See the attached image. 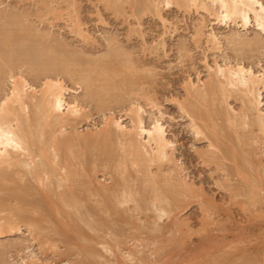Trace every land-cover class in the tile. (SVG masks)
Instances as JSON below:
<instances>
[{
	"label": "rangeland",
	"instance_id": "1",
	"mask_svg": "<svg viewBox=\"0 0 264 264\" xmlns=\"http://www.w3.org/2000/svg\"><path fill=\"white\" fill-rule=\"evenodd\" d=\"M107 1L108 0H0V28L3 29H0V36L4 31L5 33H3L1 37L3 39L6 38L7 31H9L10 26H12L10 24L12 17L13 19L15 17L16 21H12L18 24L12 26L11 29L17 31L21 24V27L23 26L26 28L24 31L28 29V32H26L28 35L25 33V35H22V39L19 36L23 31L19 32L20 34L17 40L19 38L24 40L25 44L23 43V47L18 44L16 39L11 40L17 43L18 49L20 47L19 52H27V57L30 56V58L25 57L28 60L26 65H22L24 62L22 59H19L20 57L17 59L15 57L16 55L11 56L13 67L11 66L10 69L12 71L14 70V72H12V79H9V68L6 67L7 71L6 68L1 70L0 102L4 101L5 98H9L12 80L19 79L23 76L22 78L25 79L30 86L29 93L38 96L44 84L49 82L47 78L50 77V79H52L53 74L57 77L58 73V79L61 80L62 84L68 89L66 100L72 102L75 98H78L81 107V112L76 117L70 116L66 111L61 113L67 119L64 125L55 124L49 126L51 129L47 128L48 126L44 127L45 136L43 135V138H45L44 140L48 143V146L45 147V149H47L45 152L48 151L49 154L47 152L46 156L43 157L44 159H41V162L44 160L46 163H52V154L56 153L55 155L58 156V160L56 159L55 163L51 166L53 170H47V176L51 178L48 180L50 185L46 184L47 181H37V183H35L36 180L33 175L26 173L25 170H17L16 172H18L17 174L21 179L20 177L16 178L18 185L16 182L10 185L15 187V185L19 186L20 183V186L24 184L23 187H31V191H29L28 194L31 198L26 196L28 197L26 199L31 200H29V202L26 200V202L30 204V201H33L31 204L33 207L27 204L28 207L22 206V208H28L27 210H29L30 208L36 207L34 210L32 209L34 218H41L42 216L44 218L49 215L42 214L45 213L42 209L44 207L52 212L49 218H53V216L56 215L55 211L60 212V215H62L60 216L58 214L56 217L54 216L55 219L53 220L59 221L58 224L60 225V229H64L65 227L68 232L66 233V231L61 230L59 231L61 235H59L56 233V230H51V226L47 223L43 224L44 227L48 225L45 229L41 227L43 228L42 235L39 231V233L33 231L32 228V230H30V228H26V226H21L20 231H16L15 229L10 230L3 228V220H0V264H80V262L81 264H264V123L262 126L258 125V122L255 123L257 121L255 119V112H253V114L252 112H243L246 110L244 96L237 91V88H227L224 85V87L221 86V84H224L221 82L223 79L215 75L217 66H223L225 64H228V66H235L237 63L245 68H251L255 73L264 71V32L259 31V28H257L253 20H251V23L246 27H242L237 17H235L232 22H219V20H216L218 14L217 6L209 7L205 0H197L196 4H192L189 0H186L185 5H182L183 3L181 2L183 0H180V6L177 2L175 3L178 5L173 3L169 6H163L162 4H158V0L157 4L152 0H146V3L152 2V5L148 4V6L146 4V6L145 2L141 0V4L144 3L142 4L143 6L140 5L141 7L139 6L140 3H136L135 0H125L128 1L127 3H125L124 0H122L124 2L121 0H116V2L115 0H109L108 3ZM260 1L264 4V0ZM112 2L115 3H113V6ZM116 3L118 5H116ZM135 3L136 5H134ZM135 6H138L141 12L140 9ZM16 16L20 17L22 22L16 19ZM4 28L7 30L5 31ZM236 32L237 34L234 35ZM232 34L234 35V39L241 38V40H244L246 38L244 41L249 43L240 45L238 41H232V38H228L230 36L233 37ZM212 35L216 37V40L213 39ZM26 36L28 39L25 40V38H27ZM1 37L0 47L4 44V46H2L4 48L1 47L0 53L5 56L8 53V47L5 46V43L7 45L8 42L4 41L8 39L6 38V40L4 39L2 42ZM22 40L19 41L21 42ZM29 40H33V42ZM38 40L41 43H36ZM27 41L30 43L28 44ZM34 42L35 45L31 44ZM53 42L57 44L54 45L52 44ZM48 44H52V46ZM231 44L233 45L231 46ZM39 45L43 47H39ZM59 45H61V47ZM57 46H59L58 48L60 49L56 48ZM61 48L64 49H62L63 52ZM23 49L24 51H22ZM48 49L53 51H49ZM108 49L110 52H107ZM65 52H67V55ZM43 54L45 56L48 54L50 60L48 61V57L46 58ZM64 54L66 56H64ZM39 56L42 58L43 64L45 61L49 63L44 64L46 67L40 63L41 59L38 58ZM15 58L17 62H15ZM51 58H63L66 65L58 66L59 68L56 69L55 67L57 66H55V64H57V61H54V59L51 60ZM78 59L81 61H100L102 62H99L101 64L100 67L102 66L101 68L103 71L100 67H97L100 73L96 74L98 71L95 73L93 70L95 74H89L90 70L88 72L84 65H81L82 67L80 66V68L74 67L73 64ZM36 62H39L41 66L43 65L44 68H46L43 69V66L42 68L40 67L39 69H42V72L43 70L46 72L48 69V74L46 72V76L42 74L41 70V74L39 73L40 75L32 71L31 67L34 64L36 67L38 65ZM70 62L72 63L70 64ZM112 62H114V64ZM1 63L2 62H0V64ZM14 64H16L15 67ZM27 66L26 72L24 70ZM49 66L51 68L50 71ZM103 66H108L109 70H114L115 73L117 72L119 75H115L113 71V74L109 73V71L106 70L107 67L104 68ZM24 67L25 69H23ZM67 67L78 69L76 75L69 77L67 74L68 71L66 70ZM1 68H4V66L2 65ZM52 70H54L55 73ZM35 74H37L38 77L35 76ZM86 74L90 75V77L91 75L92 77L95 76L97 79L98 77H104L98 79V81L96 79V82H98L96 83L97 85L109 84L112 79L114 82L122 80L121 83L119 82L118 84H121L124 88L121 86L122 88L119 91L124 89V91H122L124 93L121 92L118 96L119 98L115 100L117 101L119 99L120 103L119 101H113L114 98L112 97L109 98L110 100L108 99L103 106H98L97 101L95 102L94 99L93 101L92 99L90 100L87 96L86 85L84 84V77L88 76ZM121 75H123V77ZM40 76H44L45 78H39ZM107 76L108 78H105ZM120 77H122V79ZM101 79H107V83H104V80L101 82ZM212 80L214 81L212 82ZM211 82L214 85L209 84ZM129 83L131 85H129ZM207 84H209L210 87L212 86V92H210L209 90L211 89L208 85L209 90H207V96H214H210L212 97L211 99L208 98L210 105L208 102H204L195 95L196 93L202 92L201 90L204 91V89L207 88ZM83 88H85V90ZM255 95L256 97L258 95V112L264 121V89L257 88ZM85 96L87 98H84ZM196 99L199 102H197ZM188 101L192 102V106ZM6 102L10 108H16L15 104L7 100ZM106 105L109 106L105 108ZM32 108L25 109L23 112L18 111L16 115L20 120H24L25 116L29 117V122H33L31 123L30 130L32 132L34 129L37 130V132L34 131L35 134H33L35 139H37L40 129L39 126L37 127L34 123V111H32ZM188 108L193 110L190 112ZM196 110L200 112V116L203 115L201 118H204V120L199 118L200 116L197 117L194 115L193 111ZM136 111H139V115L146 128H150L155 119L160 120L165 131V138L170 142V147L167 149V161L159 164L155 161L151 162L146 155H141V158L146 157L148 160L146 158L147 162L140 160L144 165L141 167L140 163L139 167L133 162V160H137L138 157L136 155H129L132 151H130V145L125 141L128 138H124L123 141V137L119 135L120 133L118 134L117 129L113 130L115 132H111L114 137L112 134H109L113 126V121H119L127 130L131 128L130 131H134L135 133V125L131 124V120H134L133 116L135 118L134 113ZM225 114L229 116L226 117ZM193 115L196 116V118H193ZM213 115H215V117ZM13 118L14 116L9 117V119ZM49 121L51 122L52 120L49 119ZM205 121H207L209 125H206ZM225 122L227 128L225 124L223 125ZM40 124L42 123L40 122ZM195 124L197 128H199L200 125L198 134H196L193 127ZM109 125H112L111 128H108L110 127ZM201 128L203 129L201 130ZM108 129L109 133L106 131L105 134H109L113 139L112 137L109 138L110 136L107 137V134H103L104 131ZM215 129L218 130L216 131ZM100 131L101 134L99 133L100 136H98V132ZM201 131L202 134H200ZM242 132L243 136L240 137ZM51 133H53L54 136ZM234 133L236 135H234ZM60 135L66 136L63 138L64 136ZM67 135L70 136L68 137ZM104 135L106 137L105 141L103 140ZM117 135L121 136L120 138L122 140L117 139ZM97 136L99 138H96ZM56 137H58V140H55L57 139ZM82 137L87 142H84L85 140ZM242 137L243 139H241ZM61 138L62 140H66L67 138L70 144H68V148L66 147L67 149H60V151L65 149L61 152L62 154L64 153V156L61 155L58 149L55 152L51 151L52 148L49 150L50 144H52V142L60 144V142H62ZM138 139H136L137 142H147L145 136H142V138L138 137ZM233 142H235V144ZM86 143H89V146ZM233 144L237 148L234 147ZM244 144L247 146L245 145L243 147ZM77 145H79V147ZM75 146H77V148ZM86 147L88 152H85ZM246 147L248 150H246ZM110 148L111 150H109ZM113 148H115V150ZM243 148H245L249 154H247ZM141 150L140 152H142ZM224 150L227 152L225 153ZM78 151H80L79 157L76 155ZM230 152L231 156H229ZM243 152H245V154ZM84 153L86 155H84ZM88 153H90V155H88ZM246 154L247 156H245ZM102 155H105L104 159H101L103 158ZM84 156H86V158ZM110 156H113L114 159ZM64 158H68L71 161L68 159L65 160ZM73 158L76 160H73ZM141 158L139 157L138 159ZM115 159L117 160L115 161ZM61 160L63 162L65 161V166ZM110 160H114V162ZM57 161L59 162L57 163ZM61 162L62 164L60 165ZM72 162L76 165L74 166ZM243 162L246 164L245 167ZM247 163H250V165ZM93 164L95 165L93 166ZM234 164L236 165L235 167ZM62 165L66 169L67 167L70 169L62 170ZM116 165H120V167L123 165L121 167L123 170H121L119 166V168H116ZM229 165H232V169L228 168ZM249 166L251 168H249ZM87 167H91V169ZM73 169L77 170V172H73ZM241 169L243 170L241 171ZM232 170H234V172H232ZM236 170L241 175L237 172L235 173ZM244 171L246 172L244 173ZM144 172L147 173L144 175ZM23 174L24 176H21ZM30 175L32 177H30ZM73 176L76 180L73 179ZM150 176H152V178ZM259 176H263L262 179ZM65 178L67 179L66 181H64ZM83 178L84 180H81ZM148 178L149 180H147ZM245 180L247 181L245 182ZM252 180L254 184L252 183L250 185ZM82 181H84V183H81ZM117 181L119 182L116 183ZM27 182L32 183L27 184ZM70 182L74 183L70 184ZM84 184H86L85 186L88 188L82 186ZM148 184L149 187L147 186ZM164 184L167 188L164 187ZM41 186L45 190H43ZM238 186L241 189L243 188V191L239 190L240 188ZM60 187L62 188L60 189ZM80 187L81 189L83 188L85 192L80 190ZM103 187H105V189ZM142 187L143 189H141ZM161 187L163 189H161ZM170 187L173 188L172 192L176 193L177 200L175 199L176 202L174 201V203L167 200V203H162V193L165 190H169L168 188ZM69 188H73L74 191ZM64 189H66V191H64ZM249 189L252 190L251 192L255 195L251 193ZM33 190L42 191L41 193H44V195L52 191L53 193H50L54 196H50V193L43 196L40 193L42 197L38 195L39 191L36 193L35 191L33 192ZM146 190L148 192H146ZM236 191L238 192L236 193ZM88 192H92V196L91 194L89 196ZM146 193L152 195L150 196L147 194V196ZM164 193H167V191ZM241 193L243 195L242 197L240 196ZM35 194L39 197L41 196L42 199L40 197L38 200L39 197L37 198ZM86 194L89 197L86 196ZM235 194H237V196ZM78 195H80V197L82 196V202V198ZM112 195H115L117 198L115 196L113 198ZM154 195L158 196V198L154 197ZM85 197H87V201ZM154 198H157V200L153 201ZM242 198H244V200ZM62 199L69 200L68 203L70 208L65 205L66 202ZM142 199L144 204L140 205L143 203L141 201ZM46 201L47 205L44 204ZM61 201L65 203L62 202L61 204ZM121 201L122 204H120ZM8 202L9 203L6 205L7 207H4L5 211H0V218L6 217L14 219L15 210H13V207H15V203L13 199L12 201L8 200ZM78 202L80 205L77 204L75 206ZM104 202L107 204H103ZM168 202L172 204H168ZM48 204H51L53 208ZM63 204L65 206H62ZM78 205L79 207H77ZM93 205H96V207ZM136 206L139 208H136ZM161 206L166 210L164 213H162V211H164L163 209L161 212L155 211L154 208H160ZM37 207L41 210L37 209ZM98 207L100 209H98ZM113 207L114 209H112ZM78 210L86 211V213L82 212L83 216H81V211ZM35 211L37 212L35 213ZM40 211H42L41 217ZM72 212L74 213L72 214ZM29 214L31 215V212ZM107 214H109V216ZM70 215L72 216L70 217ZM84 216H86V218H84ZM64 218L67 219L65 220ZM71 219H75L73 225L70 223ZM91 221L95 223L92 222V225L89 224ZM97 222L100 223L101 227ZM70 225L73 227L72 229H70ZM97 225L99 228H96L98 227ZM82 228L85 232L81 230ZM86 228L89 229L86 230ZM94 228L99 229V231H95ZM101 228H103L105 232H103ZM90 229H93V232ZM49 230H51V232ZM79 230L81 231L79 232ZM72 231L74 234H71ZM63 232L66 234L70 232L69 234L71 235L68 234V236H64L65 233ZM81 233L85 235L83 234V236H80ZM39 235L41 238L37 237ZM46 236L48 237L47 240L45 239ZM52 238H54V240H51ZM88 239L91 240L89 241ZM68 242L72 245H67L69 244ZM87 243L88 245L86 247ZM73 248H75V250ZM86 252L89 253L88 259H85L88 254ZM93 260L96 262H92ZM100 261L102 262L100 263Z\"/></svg>",
	"mask_w": 264,
	"mask_h": 264
},
{
	"label": "bare ground",
	"instance_id": "2",
	"mask_svg": "<svg viewBox=\"0 0 264 264\" xmlns=\"http://www.w3.org/2000/svg\"><path fill=\"white\" fill-rule=\"evenodd\" d=\"M109 1V0H108ZM108 1H107V3H108ZM122 1V0H121ZM125 1V0H124ZM124 1H122V2H124ZM136 1V3H140L139 4V6L141 5V6H143L142 4H144V3H142L141 4V2L142 1H144L145 2V5L147 4H151L152 2L151 1H149V2H151V3H146L147 1L146 0H139V1H137V0H135ZM134 1V2H135ZM141 1V2H140ZM152 1H154V3L155 4H157V0H152ZM180 0H158V4H162L163 6H169L170 4H173V3H175V2H177L178 4H179V6H180V4L181 3H183L182 5H185L186 4V0H183L181 3L179 2ZM206 1V3H207V5L209 6V7H214V6H217V8H218V14H217V19L216 20H219V22H222V21H231L232 22V20L235 18V17H237V18H239V20H240V22H241V24H242V27H246L247 25H249L250 23H251V20H253L254 21V23H255V25L257 26V28H259V31H262V32H264V4L260 1V0H205ZM115 2H116V0H115ZM121 2V3H122ZM128 1H125V3H127ZM185 2V3H184ZM189 2H191L192 4H196V2H197V0H189ZM113 3L114 2H112V6H113ZM117 3H118V1H117ZM116 3V5H118ZM136 3L134 4V5H136ZM177 3H175L176 5H178ZM115 4V3H114ZM116 5H115V7H116ZM146 5V6H147ZM152 5V4H151ZM109 6H111V5H109ZM111 6V7H112ZM140 6V7H141ZM149 6V5H148ZM157 6V5H156ZM134 7V6H133ZM135 7H137V8H139L138 6H135ZM136 8V9H137ZM144 8H146V7H144ZM151 8V7H150ZM135 9V8H134ZM140 9V8H139ZM138 9V10H139ZM147 9H148V7H147ZM138 10H136V11H138ZM142 10H143V7H142ZM140 12H141V9H140ZM138 13V12H137ZM8 15V14H7ZM7 15H5V16H7ZM10 16H11V14H10ZM8 18V17H7ZM10 19V18H9ZM16 19H19V21H21L22 19H20V17H17L16 16ZM7 20V19H6ZM12 20H15V17H14V19H13V17H12ZM11 20V22H10V24L12 25V26H16L18 23H15V21L13 22ZM8 21V20H7ZM18 22V21H17ZM22 22V21H21ZM224 22V23H225ZM7 23V22H6ZM9 23V22H8ZM223 23V22H222ZM226 24V23H225ZM5 25V24H4ZM12 26H10V30L9 31H7V34H6V38L9 40H6V38H4L6 41H4V42H8L9 43V46H8V43H7V45H6V43H5V46H7L8 48V53L4 56L3 54H1L0 53V62H2L1 64L4 66V68H1L2 67V65L0 64V74H1V70L2 69H5L6 67L7 68H9L10 69V67L12 66L13 67V64H12V61L13 60H11L12 58H11V56H13V55H16L15 57L18 59L19 57V59H22V61L24 62V64L22 63V65H26L27 64V59L25 58V57H27V52H19V49H20V47H19V49H18V47H17V43H14L13 42V40L14 39H16L17 40V38H18V36H19V32H21V31H23V33L19 36L20 38H22V35H25V33L26 32H28V29H27V31H24V29H26V28H24L23 26V28L21 27V24L19 25V27H18V30L17 31H15V30H12L11 29V27ZM2 27V26H1ZM6 27V26H5ZM16 27V28H17ZM15 28V29H16ZM21 28V29H20ZM1 29V28H0ZM14 29V28H13ZM23 29V30H22ZM1 30H3V29H1ZM4 30L6 31L7 29L6 28H4ZM2 32V31H1ZM3 33H5L4 31L1 33V36H2V34ZM27 34V33H26ZM235 34H237V32L236 33H234V35ZM28 35V34H27ZM231 35V34H230ZM229 35V36H230ZM233 35V34H232ZM234 35H233V37H228V38H232V41L233 40H235L236 42L238 41L239 42V44L240 45H246L247 43H249V42H247V41H244V40H246V38L244 39V40H241V38H238V39H234ZM239 35H240V33H239ZM0 36V37H1ZM228 36V35H227ZM238 36V35H237ZM24 37V36H23ZM27 37V36H26ZM212 37H213V39L214 40H216V37L214 36V35H212ZM240 37V36H239ZM2 38V37H1ZM18 39L17 40V42H18V44L19 45H21V47H23L22 45H23V43H24V40H22V39ZM227 38V39H228ZM3 38H2V42H3V40H4ZM11 39H13V40H11ZM26 39H28V37L27 38H25V40ZM40 39V38H39ZM1 40V39H0ZM19 40H22L21 42L19 41ZM35 40H36V38H35ZM41 40V39H40ZM30 42L32 41L33 42V40H29ZM113 41V40H112ZM234 41V42H235ZM29 42V43H30ZM43 42V41H42ZM227 42H228V40H227ZM0 43H1V41H0ZM27 43H28V41H27ZM28 43V44H29ZM36 43H41V42H39V40L36 42ZM231 43V42H230ZM251 43H254V42H251ZM25 44V43H24ZM31 44H33V45H35V42L34 43H31ZM52 44H54V42L52 43ZM52 44H48V45H51L52 46ZM57 44V43H56ZM56 44H54V45H56ZM228 44V43H227ZM256 44H258V43H256ZM38 45V44H37ZM43 45V44H42ZM42 45H39V47L41 46V47H43ZM47 45V44H46ZM111 45V44H110ZM233 44H231V46H232ZM235 45V44H234ZM2 46H4V44H2ZM1 46V47H2ZM51 46H48V47H51ZM60 47H61V45H59ZM59 46H57L56 48H58ZM249 46H250V44H249ZM253 46V45H252ZM1 47H0V49H1ZM16 47V48H15ZM47 47V46H46ZM64 47V46H63ZM2 48H4V47H2ZM55 48V49H56ZM109 48H111V47H109ZM6 49V48H5ZM31 49V48H30ZM34 49H36V48H34ZM39 49V48H38ZM58 49H60V48H58ZM63 48H61V50H62ZM37 50V49H36ZM39 50H41V49H39ZM38 50V51H39ZM49 50V49H48ZM53 50H54V47H53ZM53 50H49V51H53ZM64 50V49H63ZM63 50H62V52H63ZM65 50H66V48H65ZM237 50V49H236ZM5 51V50H4ZM22 51H24V49L22 50ZM28 51H29V49H28ZM31 51V50H30ZM34 51V50H33ZM49 51H48V53H49ZM32 52V51H31ZM59 52V51H58ZM68 52V51H67ZM67 52H65L66 53V55H67ZM107 52H110V50L108 49V51ZM107 52H106V54H107ZM37 53V52H36ZM41 53V52H40ZM32 54V53H31ZM34 54V53H33ZM52 54V53H51ZM60 54H61V52H60ZM70 54H72V53H70ZM105 54V53H104ZM44 55V54H43ZM42 55V56H43ZM65 54H64V56H66ZM29 56V55H28ZM45 56V55H44ZM64 56H62V57H64ZM46 58L48 57V61L50 60L49 59V56H48V54L45 56ZM50 57H52V56H50ZM82 57V56H81ZM124 57V56H123ZM15 58V59H16ZM27 58H30V56L29 57H27ZM38 58H40V56L38 57ZM44 58V57H43ZM76 58V57H75ZM85 58H87V57H85ZM93 58V57H92ZM17 59H16V61L15 62H17ZM36 59V58H35ZM41 59V61H40V63L41 64H43L42 63V58H40ZM54 59V58H53ZM52 58H51V60H53ZM74 59V58H73ZM82 59V58H81ZM96 59H98V58H96ZM44 60V59H43ZM69 60H71V59H69ZM90 60V59H89ZM20 61V60H19ZM34 61V60H33ZM54 61H57V64H55V63H53V64H55V66H57V67H55L56 69L57 68H59L58 66H65L66 65V62L64 63V59L63 58H57V59H54ZM129 61V60H128ZM46 62V61H45ZM44 62V64H49L48 62H46L45 63ZM100 61H98V62H92V61H81V60H76L75 61V63L73 64V66L74 67H77V68H80V66L81 65H84V67L87 69V71L89 72V70H90V72H89V74L91 73V74H95L97 71V73L96 74H98V73H100V70H99V68L97 69V67H100V63H102V62H100ZM109 62H111V61H109ZM38 65H37V67L36 66H32L31 67V69H32V71L33 72H35V73H37V74H41V72H42V69H39L40 67L42 68V66L44 65H40V63L39 62H36ZM52 63V62H51ZM72 62H70V64H71ZM113 64H114V62H112ZM20 64H21V62H20ZM106 64H108V65H111V64H109V63H106ZM105 64V65H106ZM15 65L16 64H14V67H15ZM19 65V64H18ZM52 65V64H51ZM134 65V64H133ZM39 66V67H38ZM45 67H46V65H44ZM44 66H43V69H46V68H44ZM17 68H18V66H16ZM23 67V66H22ZM82 67V66H81ZM95 67V68H94ZM102 67V66H101ZM100 67V68H101ZM104 68H106L107 67V69L106 70H108L109 71V73H112L113 74V72L115 73V71L114 70H109V68H108V66H103ZM111 67V66H110ZM120 67V66H119ZM7 68H6V71H7ZM27 68H28V66L26 67V69H25V67L23 68V69H25L24 71H26L27 72ZM61 68V67H60ZM112 68V67H111ZM117 68V67H116ZM13 69V68H12ZM18 69H20V68H18ZM50 66H49V71H50ZM56 69H54V70H56ZM86 69H84V70H86ZM97 69V70H96ZM118 69V68H117ZM128 69L130 70V68L128 67ZM40 70H41V72H40ZM54 70H52L53 72H54ZM68 72H67V74H68V76L69 77H73V76H75L76 75V73H77V70L78 69H76V68H72V67H67V69H66ZM93 70H94V72H93ZM96 70V71H95ZM101 70H102V68H101ZM126 70H127V68H126ZM134 70V69H133ZM21 71V70H20ZM29 71V70H28ZM31 71V72H32ZM45 70H43V72H44ZM51 71V72H52ZM59 71V70H58ZM57 71V72H58ZM103 71V70H102ZM111 71V72H110ZM113 71V72H112ZM128 71V70H127ZM12 72H14V70L12 71L11 69H10V71H8V75H9V79H12ZM42 72V74L44 75L45 74V76H46V72H47V74H48V69H47V71L46 72H44L43 73ZM81 72H83V71H81ZM86 72V71H85ZM87 72V73H88ZM55 73V72H54ZM104 73V72H103ZM129 73H130V71H129ZM5 74V73H4ZM28 74H32V73H28ZM34 74V73H33ZM37 74H35V76H37ZM39 74V75H40ZM53 74V73H52ZM62 74H63V72H62ZM116 74H118L117 72L115 73V75ZM86 75H88V74H86ZM103 75H105V74H103ZM110 75V74H109ZM119 75V74H118ZM126 75H127V73H126ZM133 75V74H132ZM131 75V76H132ZM215 75H217L216 77H218V76H220V78L221 79H223V81H221V82H223L224 84H221V86H225V87H227V88H237V91L238 92H240L243 96H244V98H245V104H246V110H244L243 112H245V111H247V112H252V114H253V112H255V119L257 120H255L256 122L255 123H257L258 122V125H260V126H262L263 125V123H264V121L262 120V118H261V115H260V113L258 112L259 110H258V106H259V102H258V100H257V97H258V95H257V97H256V95H255V91H256V89L257 88H262V89H264V71H262V72H258V73H255V72H253L252 71V69L251 68H245L244 66H242V65H240V64H238L237 63V65H235V66H228V64L226 65H223V66H217V68H216V73H215ZM48 76V75H47ZM60 76H61V74H60ZM85 76V75H84ZM94 76V75H93ZM122 77H123V75H121ZM125 76V75H124ZM137 76V75H136ZM23 77V76H22ZM22 77H20L19 79H14V80H12L11 81V88H10V92H9V98H5V100L4 101H2V102H0V211L2 210V211H5V208L4 207H7L6 205H7V203H9L8 202V200H11L12 201V199H13V201H14V205H15V207H13V210H15L14 212V219H11V218H6V217H4V218H0V220H3V225H2V227L3 228H7V229H10V230H13V229H15L16 231H20V229H21V226H26V228H30V230H32L33 229V231H36V232H40L41 233V235H42V232H43V228H41V227H44V223H47L49 226H51L50 228H52L51 230H56V233L57 234H59V233H61V232H59V231H66V233L68 232L67 231V229H65V227H64V229H60V225L58 224V222H57V220H53V219H55L54 218V216L56 217V215H60V212H57V211H55L56 212V215H52L53 216V218H49V216H50V214H52V212L50 211V210H48V209H46L45 207L44 208H42L43 209V212H45V213H42V214H46V215H48V216H46V215H44V216H46V217H44L43 218V216H42V214H41V212L42 211H40V217L41 218H34L33 217V215L32 214H34V212H33V210H34V208H36V207H34V208H30L29 210H27L28 208H26V207H28L29 205H30V207H33V206H31V204L33 203V201L31 202L30 201V204L29 203H27L26 202V200L29 202V200H31V199H26V198H28V197H26V196H29V198H31V196L30 195H28L29 194V191H31V187L29 188V187H23L24 186V184H23V186L21 185L20 186V183H19V186H16L15 185V187H13V186H10L11 184H14L15 182L17 183V181H16V178H18V177H20L17 173L18 172H16L17 170H25V172L26 173H28V174H31V175H33V177H34V179L36 180L35 181V183H37V181L39 182V181H42V182H46L47 181V183L46 184H49L48 183V180H50L51 178H49V176H47V173H48V171L47 170H53L52 168H51V166L55 163V160L58 158V156H56L54 153L52 154L53 155V159H52V163H46V162H44V160H43V162H41V159H44L43 157H45L46 156V154H47V152H45L47 149H45V147L46 146H48L47 144V142H46V140H44L45 138H43V135L45 136V134H44V127H46V126H48L47 128H49V126H52V125H55V124H60V125H64L66 122H67V119H66V117H64L61 113L63 112V111H66L70 116H72V117H76V116H78L79 114H80V112H81V107H80V100L77 98H73V99H71V100H73L72 102H68L67 100H66V94L68 93V89L62 84V82H61V80H59L58 79V73H57V77L56 76H54V74H53V78L52 79H50V77L49 78H47L48 80H49V82H46L45 84H44V87L42 88V90H41V92H40V94L38 95V96H35L33 93H29V85L27 84V82L25 81V79H23ZM34 76L32 75V78H33ZM38 77V76H37ZM37 77H35V78H37ZM41 77H43V78H45L44 76H40L39 78H41ZM63 77V76H62ZM118 77V76H117ZM122 77H120L121 79H122ZM215 77V78H216ZM0 78H2V77H0ZM100 78H104V77H100ZM99 77H98V79H100ZM105 78H108V76L107 77H105ZM215 78H214V80H215ZM219 78V77H218ZM34 79V78H33ZM38 79V78H37ZM76 79V78H75ZM96 79L97 78H95V76L94 77H92V75H91V77H90V75H88V76H85L84 77V81H85V85H86V91H87V96L90 98V100L92 99V101H93V99H94V101L96 102L97 101V103H98V106L100 105V106H103L104 104H105V102L109 99V98H114L113 99V101H115L117 98H119L118 96H119V94H121V92L122 91H124V89L122 90V91H119V90H121V88L123 87L121 84L119 85L118 83L120 82L121 83V81H119L118 80V82L116 81V82H114V80L112 79L110 82H109V84H99V85H97L96 83H98V82H96ZM98 79H97V81H98ZM132 79V78H131ZM2 80V79H1ZM73 80V79H72ZM104 80V83L106 82V80L107 79H101V82ZM214 80H212V82L214 81ZM74 81V80H73ZM125 81V80H124ZM128 81H129V79H128ZM136 81V80H135ZM135 81H134V83H135ZM131 82V81H130ZM209 83V84H212V85H214L213 83ZM82 83V82H81ZM107 83V82H106ZM133 83V84H134ZM220 83V82H219ZM77 84H79V83H77ZM209 84H207V88L206 89H204V91L203 90H201L202 92H199V93H196L195 95L198 97V98H201L204 102H208L209 100H208V98L209 99H211L212 97H214V96H212V95H209V97L207 96V90H209L208 88L210 87V85ZM1 85V84H0ZM125 85V84H124ZM129 85H131L130 83H129ZM128 85V86H129ZM208 85H209V87H208ZM120 86V87H119ZM122 86V87H121ZM223 86V87H224ZM131 87V86H130ZM129 87V88H130ZM133 87H134V85H133ZM212 87V86H211ZM210 87V89L211 90H209L210 92H212V88ZM124 88V87H123ZM84 90H85V88H83ZM126 89V88H125ZM216 89H218V88H216ZM198 91H200V90H198ZM85 92V91H84ZM119 92V93H118ZM210 92H209V94H210ZM216 92V91H215ZM118 93V94H117ZM122 93H124V92H122ZM201 93V94H200ZM211 94H213V95H215L214 93H211ZM83 95H86V94H83ZM210 96H212V97H210ZM195 97V96H194ZM81 98V97H80ZM84 98H87L86 96L84 97ZM200 99V100H201ZM6 100L7 101H9L10 103H12V104H15L16 105V108H13V107H9L8 106V104H7V102H6ZM70 100V101H71ZM79 100V101H78ZM110 100V99H109ZM195 100V99H194ZM193 100V101H194ZM197 100V99H196ZM201 100V101H202ZM84 101V100H83ZM82 101V102H83ZM112 101V102H113ZM119 101V99L117 100V101H115V102H118ZM191 101V100H190ZM190 101H188V102H190ZM214 101V100H213ZM212 101V102H213ZM242 101H244V100H242ZM111 102V103H112ZM121 102H122V99H121ZM197 102H199L198 100H197ZM114 103V102H113ZM119 103H120V101H119ZM202 103V102H201ZM190 104H191V106H192V102H190ZM198 104V103H197ZM208 104H209V102H208ZM109 105H111V104H109ZM108 105V106H109ZM210 105V104H209ZM97 106V107H98ZM107 105L105 106V108L106 107H108ZM194 106V105H193ZM206 106V105H205ZM33 107V108H32ZM186 107H187V104H186ZM28 108H32L33 110L32 111H34L33 112V118H34V123L36 124V126L38 127L39 126V136L37 137V139H35V136H33V134H35L34 133V131L35 132H37V130H35L34 129V131L32 132L31 130H30V127H31V123H33V122H29V117H27V116H25L24 117V120H20V119H18L17 118V115L16 114H18L17 112L18 111H24L25 109H28ZM105 108H103V109H105ZM211 108V107H210ZM103 109H101V110H103ZM189 109V108H188ZM199 109H200V107H199ZM203 109V108H202ZM201 109V110H202ZM213 109V108H212ZM244 109V108H243ZM190 110V109H189ZM193 109H191L190 110V112L192 111ZM204 110V109H203ZM215 111H216V109H215ZM221 112V111H220ZM246 112V113H247ZM193 113H194V115H196L197 117H199L201 114H200V112L199 111H193ZM217 113H219V112H217ZM223 113V112H222ZM221 113V114H222ZM225 113V112H224ZM135 118H134V116H133V119L134 120H131V124L132 125H135V128L134 129H136V131H135V133H134V131H133V129H132V131L133 132H131L130 130H131V128H130V130H127L124 126H122V123H120L119 121H113L112 122V128H111V126L110 127H108V128H111L110 129V131H109V129L108 130H105L104 131V133L103 134H105V132L107 131V133H109V134H112L113 132H115V131H113V130H115V129H117V132H118V134L119 135H121L122 137H123V141H124V138L125 139H127V140H125L127 143H128V145H130L129 146V148H131V149H133V150H131L130 149V151H132V152H130L131 154H129V155H136L138 158L140 157L141 158V155H143V156H145L146 155V157L151 161V162H157V163H159V164H161V163H163V162H165V161H167V159H168V151H167V149L170 147V142H168L167 140H166V138H165V131H164V128H163V125L161 124V122H160V120H158V119H155V121H153V124L151 125V127L150 128H146L145 126H144V124H143V120H142V118H141V116L139 115V111H136L135 113ZM209 114V113H208ZM242 114H244V113H242ZM251 114V115H252ZM193 115V116H194ZM210 115V114H209ZM226 115V117H228L229 115L228 114H225ZM245 115V114H244ZM10 116H14V118L13 119H9V117ZM192 116V115H191ZM196 116H194L193 118H196ZM205 116V115H204ZM214 117H215V115H213ZM224 116V115H223ZM253 116V115H252ZM201 117H203V115L202 116H200L199 118H201ZM208 117V116H207ZM251 117V116H250ZM213 118V117H212ZM224 118V117H223ZM246 118V117H245ZM248 118H249V116H248ZM49 119H51L52 121L50 122L49 121ZM202 120H204V118H201ZM200 119V120H201ZM222 119V118H221ZM197 120H198V118H197ZM222 120H224V119H222ZM225 120H226V118H225ZM249 120V119H248ZM132 121H133V123H132ZM193 121H194V119H193ZM192 121V122H193ZM40 122L42 123V124H40ZM244 122V121H243ZM242 122V123H243ZM105 123H107V122H105ZM109 123V122H108ZM196 123V122H195ZM205 123H206V125L208 124V122L207 121H205ZM229 123V122H228ZM231 123V122H230ZM241 123V124H242ZM111 124V123H110ZM197 124H199V123H197ZM225 124V126H226V128H227V124H226V122L225 123H223V125ZM244 124H245V122H244ZM246 124H247V122H246ZM209 125V124H208ZM248 125H249V123H248ZM35 126V127H36ZM197 125L195 124V125H193V127H194V129H195V131H196V134H198L199 133V128H200V125H199V128H197L196 127ZM213 126V125H212ZM254 126V125H253ZM256 126V125H255ZM34 127V128H35ZM36 127V128H37ZM41 127V128H40ZM61 127V126H60ZM209 127V126H208ZM222 127V126H221ZM244 127V126H243ZM248 127V126H247ZM218 128V127H217ZM49 129H51V128H49ZM59 129V128H58ZM106 129V128H105ZM203 128H201V130H202ZM246 129V128H245ZM249 129V128H248ZM45 130H47V129H45ZM55 130H56V128H55ZM104 130V129H103ZM103 130H101V131H103ZM205 130V129H204ZM208 130H209V128H208ZM216 130V129H215ZM218 130V129H217ZM216 130V131H217ZM250 130V129H249ZM101 131L100 132H98V134L100 133L101 134ZM109 131V132H108ZM113 131V132H112ZM194 131V132H195ZM214 131V130H213ZM112 132V133H111ZM53 133H54V131H53ZM53 133H51V134H53ZM106 133V134H107ZM204 133V132H203ZM210 133H211V131H210ZM216 133H218V132H216ZM220 133V132H219ZM223 133V132H222ZM97 134V135H98ZM100 134L98 135V136H100ZM103 134H102V136H103ZM105 134V135H106ZM109 134H107V137L108 136H110ZM117 134V133H116ZM116 134H114V135H116ZM200 134H202V131H201V133ZM221 134V133H220ZM230 134V133H229ZM243 134V132L241 133V135H240V133H239V135H240V137L241 136H243L242 135ZM37 135V134H36ZM49 135H50V131H49ZM105 135H104V137H103V140L105 141V139H106V137H105ZM119 135H117L118 136V138L117 139H120V140H122L120 137L121 136H119ZM231 135V134H230ZM229 135V136H230ZM234 135H236L235 133H234ZM238 135V134H237ZM47 136V135H46ZM53 136H54V134H53ZM60 136H64L63 138H65V136L66 135H60ZM68 137L70 136V135H67ZM77 136V135H76ZM96 137V138H99V137ZM112 136H113V134H112ZM112 136H110L109 138H111ZM125 136V137H124ZM142 136H145L146 138H147V142L146 143H141V142H137L136 141V139H138V137H140V138H142ZM228 136V135H227ZM227 136H226V138H227ZM78 137V136H77ZM76 137V138H77ZM114 137V136H113ZM113 137H112V139H113ZM127 137V138H126ZM233 137V136H232ZM232 137H230V138H232ZM57 139H55V140H58V137H56ZM71 138V137H70ZM74 138H75V135H74ZM73 138V139H74ZM83 138V137H82ZM216 138V137H215ZM219 138V137H218ZM217 138V139H218ZM244 138H246V137H244ZM50 139V138H49ZM72 139V138H71ZM77 139H79V138H77ZM84 139V138H83ZM88 139V138H87ZM241 139H243V137L241 138ZM241 139H239V140H241ZM248 139V138H247ZM246 139V140H247ZM52 140V139H51ZM54 140V141H55ZM76 140V139H75ZM85 140V139H84ZM91 140V139H90ZM93 140H94V137H93ZM114 140H115V138H114ZM119 140V141H120ZM139 140V139H138ZM234 140V139H233ZM238 140V139H237ZM245 140V139H244ZM61 141L62 142H60V144H56V143H53L52 142V144H50V149L49 150H51V148H52V150L51 151H53V152H55L57 149L59 150V152L61 153V152H63L64 150H62V151H60V149H63V148H68L69 146H68V144H69V140L67 141V138H66V140H62V138H61ZM72 141V140H71ZM70 141V142H71ZM77 141V140H76ZM79 141V140H78ZM225 141V140H224ZM223 141V142H224ZM229 141H230V139H229ZM243 141V140H242ZM242 141H241V143H242ZM74 142V141H73ZM79 142H81V141H79ZM84 142H87L86 140L84 141ZM96 142V141H95ZM121 142V141H120ZM213 142V141H212ZM215 142H216V140H215ZM222 142V141H221ZM231 142V141H230ZM75 143H78V142H75ZM82 143V142H81ZM80 143V144H81ZM92 143H94V142H92ZM234 144H235V142H233ZM239 143V142H238ZM248 143V142H247ZM88 146H89V143H86ZM219 144V143H218ZM224 144H226V143H224ZM233 144V145H234ZM250 144V143H249ZM70 145V144H69ZM227 145V144H226ZM228 145H229V143H228ZM238 145H240V144H238ZM246 144H244L243 145V147L245 146ZM78 147H79V145H77ZM77 146H75L76 148H77ZM93 146V145H92ZM247 146V145H246ZM113 147V146H112ZM142 147V148H141ZM222 147V146H221ZM224 147H225V145H224ZM224 147H222V148H224ZM234 147H236L235 145H234ZM33 148H34V150H33ZM66 148V149H67ZM93 148V147H92ZM92 148H91V150H92ZM228 148H231V147H228ZM237 148V147H236ZM70 149V148H69ZM71 149H72V147H71ZM114 150H115V148H113ZM142 149V150H141ZM244 149V151H246V150H248L247 149V147H246V150H245V148H243ZM74 150V149H73ZM85 152H88L87 151V147L85 148ZM96 150V149H95ZM98 150V149H97ZM109 150H111V148L109 149ZM140 150L142 151V152H140ZM229 150V149H228ZM250 150V149H249ZM67 151V150H66ZM75 151V150H74ZM236 151V150H235ZM36 152V153H35ZM68 152V151H67ZM110 152V151H109ZM113 152V151H112ZM143 152H144V154H143ZM224 152H225V150H224ZM227 152V151H226ZM225 152V153H226ZM251 152V151H250ZM79 153H80V151H78V153L76 154V153H74V154H76V155H78V157H79ZM97 153V152H96ZM106 153V152H105ZM104 153V154H105ZM142 153V154H141ZM244 154H245V152H243ZM246 153H247V151H246ZM48 154H49V152H48ZM58 154V153H57ZM64 154V153H63ZM62 153H61V155H63ZM66 154V153H65ZM107 154V153H106ZM115 154V153H114ZM139 154H140V156H139ZM222 154H223V152H222ZM235 154V153H234ZM237 154V153H236ZM247 154H249V152L247 153ZM247 154L245 155V156H247ZM251 154V153H250ZM60 155V156H61ZM75 155V156H76ZM81 155V154H80ZM84 155H86L85 153H84ZM88 155H90V153H88ZM109 155V154H108ZM112 155H113V153H112ZM116 155V154H115ZM114 155V156H115ZM51 156V155H50ZM59 156V157H60ZM64 156V155H63ZM71 156V155H70ZM92 156V155H91ZM103 156V155H102ZM105 156V155H104ZM104 156H103V158H101V159H104ZM117 156V155H116ZM115 156V157H116ZM142 156V157H143ZM229 156H231V152H230V155ZM233 156H235V155H233ZM77 157V156H76ZM85 158H86V156H84ZM88 157V156H87ZM96 157V156H95ZM94 157V158H95ZM107 157V156H106ZM111 157V156H110ZM113 157V156H112ZM111 157V158H112ZM145 157V158H146ZM227 157H228V155H227ZM47 158L49 159V157L47 156ZM68 158H70V157H68ZM67 158V159H68ZM90 158H92V157H90ZM93 158V159H94ZM108 158H109V156H108ZM134 158V157H133ZM137 158V160H133V162H135V164L137 165V166H139V164L141 163L140 162V160L141 161H146L147 162V160L145 159V158H141V159H138ZM239 158V157H238ZM241 158V157H240ZM51 159V158H50ZM65 160H67L66 158H64ZM71 159V158H70ZM70 159H68L69 161H71ZM98 159V158H97ZM113 159H114V157H113ZM143 159V160H142ZM249 159V158H248ZM251 159V158H250ZM58 160V159H57ZM73 160H76L75 158H73ZM81 160V159H80ZM109 160V159H108ZM117 159H115V161H116ZM241 160V159H240ZM252 160V159H251ZM60 161V160H59ZM59 161H57V163L59 162ZM62 161V160H61ZM86 161H87V159H86ZM86 161H84V162H86ZM89 161V160H88ZM101 161H103V160H101ZM110 161H113L114 162V160H110ZM149 161V162H150ZM237 161V160H236ZM63 162V161H62ZM62 162L60 163V165L62 164ZM65 162V161H64ZM64 162H63V164H64ZM68 162V161H67ZM66 162V163H67ZM73 162H75V161H73ZM72 162V164L75 166L76 164H74ZM93 162V161H92ZM112 162V163H113ZM124 162V161H123ZM132 162V163H133ZM142 162V163H143ZM145 162V163H146ZM238 162L240 163V161L238 160ZM242 162V161H241ZM69 163V162H68ZM71 163V162H70ZM83 163V162H82ZM82 163H81V165H82ZM87 163V162H86ZM88 163H90V162H88ZM94 163V162H93ZM100 163V162H99ZM103 163V162H102ZM125 163V162H124ZM140 164V166L142 167L144 164ZM234 163V162H233ZM244 163V162H243ZM77 164H78V161H77ZM80 164V163H79ZM104 164H106V163H104ZM110 164H111V162H110ZM115 164V163H114ZM134 164V163H133ZM134 164V165H135ZM232 164V163H231ZM248 164V163H247ZM68 165V164H67ZM67 165H66V167H67ZM88 165V164H87ZM90 165V164H89ZM95 164H93V166H94ZM107 165H108V163H107ZM112 165V164H111ZM239 165V164H238ZM241 165H242V163H241ZM241 165H240V167H241ZM245 163H244V167H245ZM248 165H250V163L248 164ZM63 166V165H62ZM64 166H65V164H64ZM61 167V169L62 170H68V169H70V168H68L67 167V169L65 168V167ZM85 166V165H84ZM115 166V165H114ZM120 167V165H116V168L117 167ZM123 166V165H122ZM121 166V167H122ZM139 166V167H140ZM230 166V165H229ZM228 166V168L230 169H232V165L229 167ZM236 165L234 164V167H235ZM78 167V166H77ZM76 167V168H77ZM118 167V168H119ZM120 167V168H121ZM242 167H243V165H242ZM248 167V166H247ZM261 167V166H260ZM83 168V167H82ZM87 168H90L91 169V167H87ZM86 168V169H87ZM94 168V167H93ZM249 168H251L250 166H249ZM254 168V167H253ZM81 169V168H80ZM89 169V170H90ZM227 169V168H226ZM244 169V168H243ZM243 169H241V171L243 170ZM246 169V168H245ZM13 170V171H12ZM118 170V169H117ZM121 170H123L122 168H121ZM259 170V169H258ZM22 171V172H23ZM47 171V172H46ZM77 172V170H74L73 169V172ZM79 171V170H78ZM124 171H125V169H124ZM146 171V170H145ZM251 171H253V170H251ZM232 172H234V170H232ZM237 172V170L235 171V173ZM246 171H244V173H245ZM249 173H252V172H250V171H248ZM21 173V172H20ZM25 173V174H26ZM65 173H66V171H65ZM82 173V172H81ZM145 173H147V172H144V175H145ZM238 173V172H237ZM254 173H255V171H254ZM74 174V173H73ZM122 174H123V172H122ZM149 174V173H148ZM239 175H241L240 173H238ZM248 174V173H247ZM258 174V173H257ZM262 174V173H261ZM30 175V177H32ZM70 175V174H69ZM143 175V176H144ZM249 175V174H248ZM248 175H246V176H248ZM254 175V174H253ZM256 175V174H255ZM21 176H24V174L23 175H21ZM77 176V175H76ZM147 176V175H146ZM244 176H245V174H244ZM249 176H251V175H249ZM28 177V176H27ZM74 177V176H73ZM72 177V178H73ZM145 177V176H144ZM148 177V176H147ZM151 178H152V176H150ZM242 177H243V175H242ZM252 177H254V176H252ZM256 177H257V175H256ZM260 177V176H259ZM262 177L263 176H261L260 178L262 179ZM64 178V177H63ZM68 178V177H67ZM70 178V177H69ZM68 178V179H69ZM86 178H87V176H86ZM245 178V177H244ZM20 179H21V177H20ZM71 179V178H70ZM73 179H75L76 180V178L74 177ZM89 179V178H88ZM247 179V178H246ZM255 179V178H254ZM253 179V180H254ZM30 180V179H29ZM67 179L65 178L64 179V181H66ZM77 180H78V178H77ZM80 180V179H79ZM81 180H84V178L83 179H81ZM116 180V179H115ZM123 180V179H122ZM124 180H125V178H124ZM147 180H149V178L147 179ZM242 180H243V178H242ZM253 180H252V182H250V185L253 183ZM26 181H27V178H26ZM25 181V182H26ZM32 181V180H31ZM87 181V180H86ZM121 181V180H120ZM247 180H245V182H246ZM256 181H258V180H256ZM262 181V180H261ZM21 182V181H20ZM32 182H34V181H32ZM32 182H27V184L29 183V184H31ZM42 182H40L41 184H44V183H42ZM68 182V181H67ZM75 182H77V181H75ZM119 181H117L116 183H118ZM144 182V181H143ZM149 182V181H148ZM22 183V182H21ZM72 182H70V184H71ZM74 183V182H73ZM72 183V184H73ZM80 183V182H79ZM81 183H84V181H82ZM80 183V184H81ZM126 183V182H125ZM26 184V183H25ZM142 184V183H141ZM246 184V183H245ZM254 184V183H253ZM17 185H18V183H17ZM50 185V184H49ZM77 185V184H76ZM79 185V184H78ZM86 184H84V185H82V186H85ZM239 185V184H238ZM29 186V185H28ZM31 186V185H30ZM43 186H45V185H43ZM52 186V185H51ZM72 186V185H71ZM70 186V187H71ZM114 186V185H113ZM148 187H149V184L147 185ZM158 186H161V185H158ZM49 187V186H48ZM67 187H68V185H67ZM78 187V186H77ZM86 187V186H85ZM115 187V186H114ZM118 187V186H117ZM156 187H157V185H156ZM164 187H165V184H164ZM239 187V186H238ZM244 187V186H243ZM248 187V186H247ZM35 188V187H34ZM40 188V187H39ZM41 188H42V186H41ZM41 188H40V190H41ZM44 188H47V187H44ZM62 187H60V189H61ZM86 188H88V187H86ZM85 188V189H86ZM104 189H105V187H103ZM108 188V187H107ZM106 188V189H107ZM155 188V187H154ZM160 188V187H159ZM165 188H167V187H165ZM237 188V187H236ZM240 188V187H239ZM238 188V189H239ZM43 189V188H42ZM49 189V188H48ZM47 189V190H48ZM70 189V188H69ZM110 189V188H109ZM129 189H130V186H129ZM141 189H143V187L141 188ZM150 189V188H149ZM161 189H163L162 187H161ZM169 190H163L164 192H166L167 191V193H162V196H161V200H162V203L163 202H166V200L167 201H171V202H173L174 203V201L176 202V193H174V192H172L173 190V188H168ZM237 189V190H238ZM243 189V188H242ZM241 188L239 189V190H241V191H243ZM43 190H45V189H43ZM51 190V189H50ZM70 190H73V188L72 189H70ZM69 190V191H70ZM77 190V189H76ZM80 190H83V188L81 189V187H80ZM87 190V189H86ZM155 190V189H154ZM171 190V191H170ZM250 190V189H249ZM35 190H33V192H34ZM39 191V190H38ZM38 191H35L36 193L38 192ZM60 191V190H59ZM58 191V192H59ZM61 191H63V190H61ZM64 191H66V189H64ZM74 191V190H73ZM84 191V190H83ZM112 191V190H111ZM118 191H120V190H118ZM140 191H142V190H140ZM156 191H157V189H156ZM155 191V192H156ZM247 191V190H246ZM245 191V192H246ZM252 190H250V192H251ZM42 191H39L38 193V195H41L42 193H41ZM46 192V191H45ZM50 192H52V191H50ZM49 192V193H50ZM85 192V191H84ZM84 192H83V194H84ZM108 192V191H107ZM129 192V191H128ZM144 192V191H143ZM146 192H148L147 190H146ZM161 192V191H160ZM176 192H178V191H176ZM238 191H236V193H237ZM31 193V192H30ZM41 193V194H40ZM48 193V194H49ZM53 193V192H52ZM57 193V192H56ZM68 193V192H67ZM79 193V192H78ZM78 193H76V194H78ZM89 193V196H90V194L92 193H90V192H88ZM102 193V192H101ZM109 193V192H108ZM107 193V194H108ZM118 193V192H117ZM151 193H153V192H151ZM251 193H253V192H251ZM48 194H45L44 195V193L42 194L43 196H46V195H48ZM80 194V193H79ZM110 194H111V192H110ZM114 194V193H113ZM148 193H146V195H147ZM254 194V193H253ZM32 195V194H31ZM36 195V194H35ZM35 195H33V196H35ZM41 195V196H42ZM51 195H53V194H51L50 193V196ZM58 195V194H57ZM67 195V194H66ZM69 195V194H68ZM81 195H82V193H81ZM109 195V194H108ZM124 195V194H123ZM145 195V196H146ZM148 195H150V194H148ZM147 195V196H148ZM152 195V194H151ZM150 195V196H151ZM179 195V194H178ZM236 196H237V194H235ZM240 195V194H239ZM246 195H247V193H246ZM249 195V194H248ZM255 195V194H254ZM37 196V195H36ZM40 196V197H41ZM42 196V197H43ZM54 196V195H53ZM64 196V195H63ZM72 196V195H71ZM75 196V195H74ZM79 197H80V195H78ZM86 196H88L87 194H86ZM88 196V197H89ZM91 196H92V194H91ZM113 196V198H114V196L115 195H112ZM141 196V195H140ZM241 197L243 196L242 195V193H241V195H240ZM39 196H37V198H38ZM40 197L38 198V200L40 199ZM42 197H41V199H42ZM59 197V196H58ZM83 197H84V195H83ZM101 197H102V195H101ZM116 197V196H115ZM132 197V196H131ZM141 197H143V196H141ZM154 197H157L158 198V196H155L154 195ZM248 197V196H247ZM247 197H246V199H247ZM12 198V199H11ZM36 198V197H35ZM36 198V199H37ZM47 198V197H46ZM46 198H45V200H46ZM49 198V197H48ZM77 198V197H76ZM80 198H82V196L80 197ZM86 198V201H87V197H85ZM117 198V197H116ZM157 198H154L153 199V201H155V200H157ZM178 198V197H177ZM245 198V197H244ZM244 198H242L243 200H244ZM255 198H257V197H255ZM32 199L35 201V199L32 197ZM53 199V198H52ZM66 199V198H65ZM68 199V198H67ZM111 199V198H110ZM122 199V198H121ZM121 199H119V200H121ZM126 199V198H125ZM125 199H123V200H125ZM128 199V198H127ZM136 199V198H135ZM134 199V200H135ZM144 199V198H143ZM143 199L141 200L142 202H143ZM146 199V198H145ZM176 199V200H175ZM178 199H180V198H178ZM47 200H49V199H47ZM62 200H64V199H62ZM77 200H79V199H77ZM76 200V201H77ZM96 200V199H95ZM117 200V199H116ZM122 200V201H123ZM133 200V201H134ZM181 200V199H180ZM55 201H56V197H55ZM65 202H66V206L67 207H69L70 208V205H69V203H68V201L69 200H64ZM64 201H61V204H62V202L63 203H65ZM83 201V198H82V200H81V202ZM101 201V200H100ZM99 201V202H100ZM106 201V200H105ZM107 201H108V199H107ZM122 201H121V203L120 204H122ZM137 201V200H136ZM139 201V200H138ZM145 201V200H144ZM36 202V201H35ZM39 202V201H38ZM37 202V203H38ZM75 202V201H74ZM90 202V201H89ZM96 202V201H95ZM47 203V201L46 202H44V204H46ZM58 203V202H57ZM98 203V202H97ZM101 203V202H100ZM106 202H104L103 204H105ZM167 203V202H166ZM13 204V203H12ZM27 204H28V206H27ZM43 204V205H44ZM53 204V203H52ZM75 204V203H74ZM77 204H79V202L78 203H76L75 204V206L77 205ZM88 204V203H87ZM107 204V203H106ZM134 204H136V203H134ZM139 204V203H138ZM137 204V205H138ZM144 204V202L143 203H141L140 205H143ZM165 204V203H164ZM168 204H172V203H169L168 202ZM176 204V203H175ZM38 205V204H37ZM47 205V204H46ZM45 205V206H46ZM48 205H51V204H48ZM64 204L62 205V206H65ZM80 205V204H79ZM79 205L77 206V207H79ZM174 205V204H173ZM22 206H26L25 208L26 209H23L22 208ZM52 206V205H51ZM93 206H95L96 207V205H93ZM92 206V207H93ZM139 206V205H138ZM138 206H136V208L138 207ZM171 207H173L172 205H170ZM176 206V205H175ZM9 207V206H8ZM11 207V208H12ZM91 207V206H90ZM143 207H146V206H143ZM163 206H161L160 208H154L155 209V211L157 210V212H161L162 211V209L164 208H162ZM47 208H48V206H47ZM52 208H53V206H52ZM60 208H63V207H60ZM68 208V209H69ZM82 208V207H81ZM84 208V207H83ZM104 208V207H103ZM139 208V207H138ZM4 209V210H3ZM37 209H40V208H38L37 207ZM46 209V210H45ZM64 209V208H63ZM67 209V210H68ZM98 209H100L99 207H98ZM102 209V208H101ZM112 209H114V207L112 208ZM166 209V208H165ZM172 209V208H171ZM31 210V211H30ZM41 210V209H40ZM107 210V209H106ZM110 210V209H109ZM141 210V209H140ZM164 210V209H163ZM174 210V209H173ZM1 211V212H2ZM61 211H63V210H61ZM76 211V210H75ZM78 211H81V216H83L82 215V212H85L86 213V211H82V210H78ZM101 211V210H100ZM104 211V210H103ZM108 211V210H107ZM149 211V210H148ZM166 210H164V211H162V213H164ZM168 211V210H167ZM171 211V210H170ZM0 212V213H1ZM31 212V215L29 214ZM37 211H35V213H36ZM54 212V211H53ZM66 212V211H65ZM65 212H64V214H65ZM88 212V211H87ZM90 212V211H89ZM99 212V211H98ZM116 212V211H115ZM13 213V212H12ZM63 213V212H62ZM74 212H72V214H73ZM109 213V212H108ZM113 213V212H112ZM123 213V212H122ZM70 214V213H69ZM97 214V213H96ZM110 214H111V211H110ZM119 214V213H118ZM117 214V215H118ZM125 214V213H124ZM123 214V215H124ZM166 214V213H165ZM36 215V214H35ZM62 215V214H61ZM60 215V216H61ZM67 215V214H66ZM79 215V214H78ZM99 215V214H98ZM103 215H105V214H103ZM108 216H109V214H107ZM72 215H70V217H71ZM96 216V215H95ZM106 216V215H105ZM104 216V217H105ZM111 216H115V215H111ZM100 217V216H99ZM126 217V216H125ZM80 218V217H79ZM84 218H86V216H84ZM90 218V217H89ZM96 218H97V216H96ZM101 218V217H100ZM114 218V217H113ZM116 218V217H115ZM65 219V218H64ZM67 219V218H66ZM65 219V220H66ZM77 219V218H76ZM93 219V218H92ZM109 219V218H108ZM117 219H118V217H117ZM123 219V218H122ZM64 220V221H65ZM75 220V219H74ZM74 220H72L71 219V221H70V223H71V225H73L74 224ZM91 220V219H90ZM94 220V219H93ZM99 220V219H98ZM107 220V219H106ZM111 221H113L112 219H110ZM115 220V219H114ZM95 221V220H94ZM94 221H91V223H89V224H91L92 225V222H94ZM105 221V220H104ZM124 221V220H123ZM76 222V221H75ZM79 222V221H78ZM80 222H82V221H80ZM120 222V221H119ZM63 223V222H62ZM95 223V222H94ZM94 223H93V225H94ZM98 223V222H97ZM106 223V222H105ZM109 223V222H108ZM64 224V223H63ZM83 224V223H82ZM87 224H88V220H87ZM99 224V226L101 227V225H100V223H98ZM112 224V223H111ZM119 224V223H118ZM120 224H121V222H120ZM119 224V225H120ZM43 225V226H42ZM48 225H46L45 227H47ZM70 225V229H72L73 227ZM108 225V224H107ZM122 225V224H121ZM59 226V227H58ZM83 226V225H82ZM81 226V227H82ZM95 226H96V224H95ZM94 226V227H95ZM98 226V225H97ZM99 226L98 227H96V228H99ZM103 226V225H102ZM106 226V225H105ZM104 226V227H105ZM155 226V225H154ZM153 226V227H154ZM45 227H44V229H45ZM69 227V226H68ZM76 227V226H75ZM85 227V226H84ZM88 227H89V225H88ZM107 227V226H106ZM32 228V229H31ZM49 228V227H48ZM78 228V227H77ZM93 228V227H92ZM123 228V227H122ZM87 229H89V228H86V230ZM148 229V228H147ZM51 230H49L50 232H51ZM77 230V229H76ZM81 230H83V228L81 229ZM81 230H79V232L81 231ZM91 230V229H90ZM94 230L96 231V230H98L99 231V229H95L94 228ZM101 230H103V228H101ZM106 230V229H105ZM121 230V229H120ZM119 230V231H120ZM152 230V229H151ZM151 230H148V231H151ZM48 231V232H49ZM58 231V232H57ZM73 231H75V230H73ZM73 231L71 232V234H74L73 233ZM92 232H93V229L91 230ZM117 231V230H116ZM154 231V230H153ZM38 232V233H39ZM75 232H77V231H75ZM83 232H85L84 230H83ZM101 232V231H100ZM103 232H105L104 230H103ZM32 233H34V232H32ZM53 233V232H52ZM63 233H65V232H63ZM62 233V234H63ZM65 233V235L64 236H68V234L70 233H68V234H66ZM90 233V232H89ZM47 234V233H46ZM71 234H69V235H71ZM82 234V233H81ZM80 234V236H83V234L81 235ZM102 234H104V233H102ZM52 235H54V234H52ZM59 235H61V234H59ZM85 235V234H84ZM88 235V234H87ZM92 236V235H91ZM90 236V237H91ZM94 236V235H93ZM37 237H40V235L39 236H37ZM45 237V236H44ZM70 237V236H69ZM41 238V237H40ZM47 236H46V240H47ZM62 238V237H61ZM65 238V237H64ZM76 238V237H75ZM84 238H86V237H84ZM63 239V238H62ZM65 239H67V238H65ZM78 239V238H77ZM76 239V240H77ZM43 240V239H42ZM51 240H54V238H52ZM71 240V239H70ZM76 240H74V241H76ZM89 240V239H88ZM91 240V239H90ZM89 240V241H90ZM59 241H60V239H59ZM73 241V240H72ZM71 242V241H70ZM86 242V241H85ZM93 242V241H92ZM69 243V242H68ZM84 243V242H83ZM67 244V243H66ZM71 243H69V244H67V245H70ZM72 245V244H71ZM70 245V246H71ZM87 245H88V243L86 244V247H87ZM65 246V245H64ZM76 247V246H75ZM79 247V246H78ZM84 247H85V244H84ZM84 247H82V248H84ZM95 248V247H94ZM70 249V248H69ZM74 250H75V248H73ZM68 250V249H67ZM78 251V250H77ZM89 251V250H88ZM90 252V251H89ZM101 252V251H100ZM86 253H88V252H86ZM95 253V252H94ZM99 253V252H98ZM97 253V254H98ZM102 253V252H101ZM74 254V253H73ZM76 254V253H75ZM82 254V253H81ZM100 254V253H99ZM103 254V253H102ZM101 254V255H102ZM68 255V254H67ZM79 255V254H78ZM84 255V254H83ZM88 255H89V253L87 254V258H85V259H88L89 257H88ZM92 255V254H91ZM80 256V255H79ZM84 257H85V255H84ZM97 257V256H96ZM95 258V257H94ZM98 259V258H97ZM80 260V259H79ZM78 260V261H79ZM77 261V262H78ZM80 261H82V260H80ZM87 261V260H86ZM95 260H93L92 262H94ZM91 262V263H92ZM96 262V261H95ZM102 261H100V263H101ZM88 263V262H87ZM97 263H98V261H97ZM77 264V263H76ZM80 264H81V262H80ZM90 264V263H89ZM95 264V263H94Z\"/></svg>",
	"mask_w": 264,
	"mask_h": 264
}]
</instances>
